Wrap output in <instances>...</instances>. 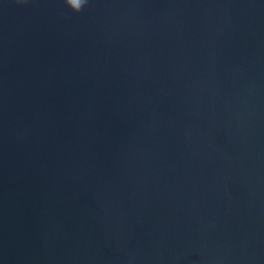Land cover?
<instances>
[{
  "label": "water",
  "instance_id": "water-1",
  "mask_svg": "<svg viewBox=\"0 0 264 264\" xmlns=\"http://www.w3.org/2000/svg\"><path fill=\"white\" fill-rule=\"evenodd\" d=\"M0 264H264V0H0Z\"/></svg>",
  "mask_w": 264,
  "mask_h": 264
}]
</instances>
